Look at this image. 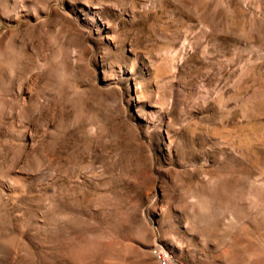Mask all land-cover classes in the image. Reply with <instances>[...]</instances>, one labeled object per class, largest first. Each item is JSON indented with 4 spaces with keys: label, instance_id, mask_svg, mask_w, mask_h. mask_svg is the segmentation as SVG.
I'll use <instances>...</instances> for the list:
<instances>
[{
    "label": "rangeland",
    "instance_id": "374dc122",
    "mask_svg": "<svg viewBox=\"0 0 264 264\" xmlns=\"http://www.w3.org/2000/svg\"><path fill=\"white\" fill-rule=\"evenodd\" d=\"M264 264V0H0V264Z\"/></svg>",
    "mask_w": 264,
    "mask_h": 264
},
{
    "label": "built area",
    "instance_id": "2783aa9c",
    "mask_svg": "<svg viewBox=\"0 0 264 264\" xmlns=\"http://www.w3.org/2000/svg\"><path fill=\"white\" fill-rule=\"evenodd\" d=\"M152 254L158 264H172L170 255L164 249L155 246L152 249Z\"/></svg>",
    "mask_w": 264,
    "mask_h": 264
}]
</instances>
